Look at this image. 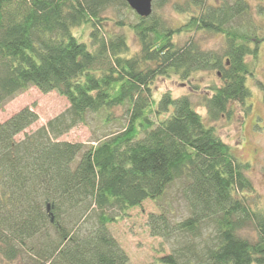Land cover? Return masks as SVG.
I'll list each match as a JSON object with an SVG mask.
<instances>
[{
	"label": "trees",
	"instance_id": "1",
	"mask_svg": "<svg viewBox=\"0 0 264 264\" xmlns=\"http://www.w3.org/2000/svg\"><path fill=\"white\" fill-rule=\"evenodd\" d=\"M258 2L260 21L249 0H188L178 3L189 14L178 26L154 10L127 22V0H0V109L34 86L69 102L31 132L39 119L31 106L0 122V260L129 264L109 224L150 199L159 208L151 235L171 248L164 264H264V209L249 163L190 94L157 97L152 85L174 75L196 90V72L216 70L220 83L202 95L210 119L237 106L249 113L248 78L264 41ZM78 27L90 29L89 42ZM201 34L221 35V47H204ZM99 113L121 128L96 144L60 139Z\"/></svg>",
	"mask_w": 264,
	"mask_h": 264
},
{
	"label": "rangeland",
	"instance_id": "2",
	"mask_svg": "<svg viewBox=\"0 0 264 264\" xmlns=\"http://www.w3.org/2000/svg\"><path fill=\"white\" fill-rule=\"evenodd\" d=\"M154 1L156 5V1L160 0ZM186 1L188 0H169L161 7L159 5L157 7L154 6V12L166 18L168 23L179 26L186 23L189 18L188 12L178 6V3ZM208 1L215 2V0ZM249 1L255 7L253 17L255 20L260 21L259 14L261 11L257 8L258 0ZM122 12L127 22H135L137 20L133 9L123 10ZM110 26H113L111 28L115 29V31L120 30L114 27L113 24ZM81 32H83L81 40L89 42L91 38L90 29L87 27L75 29L77 35ZM122 32L126 34L132 51L138 50L139 40L135 32L129 28L123 29ZM188 37L189 34H182L176 36V40L183 43ZM199 38L202 39L203 46L207 48H220L223 41L221 35L214 34H201ZM192 82L198 83L199 89H192L189 82L183 81L174 75H161L154 80L152 85L157 97L169 90L174 96L190 94L196 109L203 115L206 122L215 126L221 137L234 147L238 156L249 163L246 172L256 185L259 197L258 204L264 209V88L259 85V83L264 85V41L260 45L255 76H249L248 78V84L252 89L253 95L251 110L246 115L241 107L237 106L232 117L219 115L218 118L210 119L208 109L203 103L202 95L212 83H220L216 70L198 71L194 75ZM24 106L33 107L39 115L38 121L26 130V132H31L65 110L69 106V102L66 97L56 91L43 93L34 86L16 96L3 109H0V122L5 121ZM116 112L121 114L123 110L116 109ZM120 128V122L111 121L106 123L104 121V113L103 115L99 113L92 115L89 125L80 124L60 139L96 144L97 140L104 138L111 130ZM24 136L25 133H21L18 138L20 139ZM175 205L177 204L175 203ZM152 212H159V208L154 201L147 199L141 206L129 210L128 215L124 219L109 224L110 231L129 255V264H164L159 260L160 257L171 252L170 245L164 242L162 237L151 235L148 217ZM0 264H23V262H9L1 259Z\"/></svg>",
	"mask_w": 264,
	"mask_h": 264
},
{
	"label": "water",
	"instance_id": "3",
	"mask_svg": "<svg viewBox=\"0 0 264 264\" xmlns=\"http://www.w3.org/2000/svg\"><path fill=\"white\" fill-rule=\"evenodd\" d=\"M129 6L141 17H149L154 10V0H127Z\"/></svg>",
	"mask_w": 264,
	"mask_h": 264
}]
</instances>
